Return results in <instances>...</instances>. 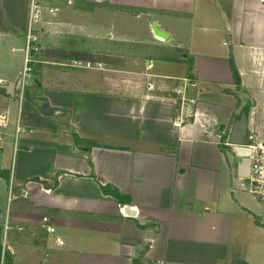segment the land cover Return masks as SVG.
<instances>
[{"label": "crops", "instance_id": "1", "mask_svg": "<svg viewBox=\"0 0 264 264\" xmlns=\"http://www.w3.org/2000/svg\"><path fill=\"white\" fill-rule=\"evenodd\" d=\"M109 4L114 21L133 12L124 37L145 15L152 41L174 52L151 50L138 74L101 50L126 40L114 31L127 27L98 23L101 0H41L32 24V0H0V116L10 112L0 127V194L10 188L17 200L9 218L23 237L33 231L35 249L46 236L40 249L52 251L53 264H264V205L247 191L229 145L264 143V0ZM30 28L37 40L21 104L17 84L13 96L6 87L23 72ZM178 51L192 57L195 80L172 57ZM174 77L184 83L160 82L173 95L154 91L156 78ZM243 115L245 134L234 137Z\"/></svg>", "mask_w": 264, "mask_h": 264}, {"label": "rangeland", "instance_id": "2", "mask_svg": "<svg viewBox=\"0 0 264 264\" xmlns=\"http://www.w3.org/2000/svg\"><path fill=\"white\" fill-rule=\"evenodd\" d=\"M112 1H115V0H112ZM116 1H119V0H116ZM109 3H110V0H101V16L102 17H101V21L98 23H100L101 26L103 25L105 27H112L115 21H117L118 24L127 25L129 14L133 12H130L128 10L127 12H123L124 17L127 20L123 18V14H122V16L120 15L119 17H117L119 19H116L114 21L115 19L114 15L116 13L115 12L116 8H114V5L112 6ZM146 18L147 17L145 15L140 14V17L137 18L136 23L134 22V24H136V27H135V31L132 32V36H129L128 33H125L127 37H124L123 35L124 32L129 29L128 25L125 29L124 27L122 29L121 25H118L119 27L117 26V30H115L114 32L117 31L118 33L117 32L116 34L114 33V36L119 34L120 37L126 39V40H122L123 42L118 43L117 41H115V42H112L113 44L105 43L101 45V50H105L109 53L117 52L119 56L123 58V59H120L121 65L125 66V68L127 69L129 68L133 70L136 69L137 70L136 72L138 74H142L143 72L147 73L145 61L147 60L148 53L151 50H154V55L161 56L160 54H163V57H169V54L171 55V52H174V50L171 51L173 48L170 46V44H162V42H159L157 40L152 41V39L150 38L149 31L147 30L149 27V22L151 20L147 21ZM107 32H111V31L108 30ZM106 39H109V38L106 37ZM184 41H186V39H184ZM189 42L190 41L187 40V43ZM175 55L176 56H172V57H175L176 59H178L179 64L185 66L186 71L184 73L185 74L184 76H187L186 77L187 79L195 80L194 75H192L191 73V71L193 70L192 57L189 56V54L186 51H178L175 53ZM101 59L105 62V59L107 58L101 57ZM105 64H107L106 66H109L108 61L105 62ZM105 75H106L105 77L107 78H113V74H110L109 72H107ZM191 76H192V79H191ZM129 77L131 76H125V75L121 76L122 79H128ZM102 78L103 76L101 72V79ZM137 78L145 79L143 76H139V75L137 76ZM155 81L158 84H156L157 87L155 88L154 91H157L159 95L165 96V97H169V95H173L171 94L173 92H172V89H168L164 85V83L161 84L160 83L161 81H170L171 83L168 86L173 89L177 86V83H184L183 81L176 80V77H174V79H171V80H164L162 78H156ZM145 82L146 81H144V84ZM174 83L176 84V86L174 85ZM158 88H161L162 90H158ZM185 93H186V96L187 95L191 96L192 94L189 92V90H186ZM102 120H103V115L101 111V121ZM105 126L107 127L108 130L112 128V125L110 128V124H105L104 122H101V130H104ZM106 142L107 141L105 140L104 144ZM93 143L94 142L91 141L89 144L92 145ZM101 143H103L102 140H101ZM14 168L12 167V163H10V166H9L10 176H8L10 181H11V176L14 173ZM2 179H4V177H2ZM6 181L4 179V183ZM4 183L0 182V186L3 185L5 188ZM13 187L15 188V186ZM1 190L2 188L0 189V191ZM10 190L11 189L9 188L8 193H6V195L4 196L5 198L3 197L2 194H0V264H53L54 254L52 253V251L49 249H43V248L40 249V247L42 246V243L43 244L47 243L46 236L43 234H38L39 235L38 240L36 239L35 241L37 242V244L41 246L35 249L33 245L34 243L33 231L30 232V236L23 237L22 234L20 235L18 233V230H17L18 225H17L16 216H15V219L12 220L11 213H10V218H9V214H8L9 212L14 211L15 213H17V200H16L15 195L13 196L10 195L11 194ZM42 247L47 248L46 246H42Z\"/></svg>", "mask_w": 264, "mask_h": 264}, {"label": "built area", "instance_id": "3", "mask_svg": "<svg viewBox=\"0 0 264 264\" xmlns=\"http://www.w3.org/2000/svg\"><path fill=\"white\" fill-rule=\"evenodd\" d=\"M41 0H32V15H31V24L32 23H39L41 21V6L39 5V2ZM51 12H54V10H51ZM37 38L33 35L32 30L30 28L28 35H27V41H26V47L24 50L25 56H24V69L23 72L19 75L18 79L16 80L18 92L19 95V101L22 104L26 86L28 85V80L31 77V64L34 61V46L33 43L36 42ZM19 115L16 122V140L18 141L21 137V134L25 131L22 119H21V107H19ZM10 118V112H6L3 116H0V127L5 128L7 127V124L9 123ZM5 144L4 141V135L0 131V146H3ZM18 146V144L16 145ZM252 149V153L250 156L251 159V170L249 177L243 179L244 185L247 189V191L253 196V198L258 201L260 204L264 205V143H259L250 146Z\"/></svg>", "mask_w": 264, "mask_h": 264}, {"label": "water", "instance_id": "4", "mask_svg": "<svg viewBox=\"0 0 264 264\" xmlns=\"http://www.w3.org/2000/svg\"><path fill=\"white\" fill-rule=\"evenodd\" d=\"M153 30H154V33L156 36L161 37L162 39H168L169 38L168 34L163 33L161 31H158L156 25L154 26ZM15 88H16L15 82H11L9 87H6L9 95H11V96L14 95ZM42 107L45 110L48 109V106L46 104H44ZM246 126H247V119H246V116L243 115L242 119L237 123V125L234 129L233 136L235 137L239 132H241L242 135H244L245 130H246ZM229 145L232 146V151H233L234 155L240 160V168H239L240 177L242 179L249 177L250 170H251L250 156L252 153V149L250 148L248 141H246V140L241 141L240 140L237 142L233 139H230ZM125 212L128 214H134V211L129 210L127 208L125 209Z\"/></svg>", "mask_w": 264, "mask_h": 264}, {"label": "trees", "instance_id": "5", "mask_svg": "<svg viewBox=\"0 0 264 264\" xmlns=\"http://www.w3.org/2000/svg\"><path fill=\"white\" fill-rule=\"evenodd\" d=\"M232 68L235 70L234 64H232ZM104 192L107 195H111V196L115 197L116 199H118L120 201H123V199L121 198L119 192L116 191V190H112L110 187L104 188Z\"/></svg>", "mask_w": 264, "mask_h": 264}]
</instances>
